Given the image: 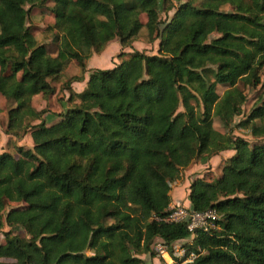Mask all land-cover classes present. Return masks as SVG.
<instances>
[{
	"label": "trees",
	"instance_id": "obj_1",
	"mask_svg": "<svg viewBox=\"0 0 264 264\" xmlns=\"http://www.w3.org/2000/svg\"><path fill=\"white\" fill-rule=\"evenodd\" d=\"M47 1L55 56L27 26ZM161 1L174 11L165 22ZM142 30L157 53L90 70L77 102L47 126L32 100L54 95L49 80L73 61L81 75L64 88L83 82L92 53L113 40L129 49ZM263 67L264 0H0V100L13 104L0 116L15 149L0 154V264H146L138 257L154 258L155 240L170 257L190 241L185 264H264ZM236 84L260 92L233 126L246 96L223 103L216 89ZM212 112L225 133L204 126ZM26 134L32 147L16 146ZM226 151L219 178L189 187V208L213 212L214 227L190 233L169 221L181 171Z\"/></svg>",
	"mask_w": 264,
	"mask_h": 264
},
{
	"label": "rangeland",
	"instance_id": "obj_2",
	"mask_svg": "<svg viewBox=\"0 0 264 264\" xmlns=\"http://www.w3.org/2000/svg\"><path fill=\"white\" fill-rule=\"evenodd\" d=\"M187 1L189 0H169V2L173 3L174 6ZM196 1L198 0H193L194 3ZM51 7L52 3L47 1L42 7L31 8L27 17V26L30 28L32 35L35 37L36 41L39 44L45 46L49 55L55 56L57 53L59 34L50 28L54 23V17L50 11ZM166 7L167 4H164L163 1H161L159 4V16L161 21L163 22L171 18L174 12L172 10L167 13L165 11ZM25 8L28 9V7ZM140 20L142 23H144L145 17L141 16ZM157 45L158 40L153 43H150L148 41L145 30H142L138 34L131 48L129 49H122L119 46L118 41H111V43L109 42L101 53L91 54V60L88 62V60L90 59L89 58L86 62V72L83 74L84 81L80 83H72L69 89H65V82L68 81V79H70L72 76L81 75V70L79 69V67L73 61H70L67 67L62 72V76L59 80H49L51 85L55 88L54 95L48 99H43L41 96H37L33 98L32 106L37 111H46V114L43 116V118L45 119V123L49 126L59 120L58 115L60 113H63L64 111L69 109L75 102H77L74 94L82 92V90L85 88L90 70L111 69L121 60L126 59L128 57V54L135 51L144 52L147 55H155L157 53ZM260 77L261 80L264 81V67L260 72ZM239 90L243 91V93L245 94L246 102L242 107L241 116L234 119L233 126L245 119L250 109L254 105L260 90L258 88L255 90L244 88L241 84L218 86L216 89V92L219 95V100L223 103H227L230 100L235 99L237 96V91ZM71 95H73L72 101L69 100ZM0 104L3 108V113L6 109L13 105L11 102H7L5 100H0ZM34 124H37V122H35ZM5 126L6 118L3 114L0 116V154L3 151H6L14 155L15 149L13 147V142L7 143L2 135L4 134L3 131L5 129ZM204 126L210 129H214L220 133L226 132V130L222 128L217 118V113L215 112H212L210 121L208 123H205ZM232 131L234 136L244 139L249 144L261 142L259 140L253 139L246 130L233 127ZM26 139L27 138L21 140V145L23 146V148H26V146L30 145L29 141H26ZM262 142L264 143V141ZM232 155V151L222 152L217 156L211 157L208 160L195 161L188 168L181 171L180 179L170 185V209L176 207L186 208L187 204L185 203L189 202L188 195L191 183L196 179H202L205 182L215 181L221 176V168L224 161ZM12 207H14V205H12ZM7 231H9V229L7 227H4L2 233ZM15 231L16 234L25 237V233L22 230L16 229ZM3 243L4 237L2 234H0V244ZM189 243L190 241L178 242L173 244V254L170 257L172 259H170L172 262L168 260V257H163L159 254V249H165L160 240H155V242L153 243L152 249L155 253L154 258L149 257V255H141L138 258L142 259V261H144L146 264H182V261H184L186 255V246H188ZM86 255H89V253H86ZM188 258L191 259L190 256Z\"/></svg>",
	"mask_w": 264,
	"mask_h": 264
},
{
	"label": "built area",
	"instance_id": "obj_3",
	"mask_svg": "<svg viewBox=\"0 0 264 264\" xmlns=\"http://www.w3.org/2000/svg\"><path fill=\"white\" fill-rule=\"evenodd\" d=\"M215 219H216V216L213 212H206L202 214L194 213L189 208V206L186 208L176 207V208L170 209V215L168 217V220L171 222H175V223L186 222L187 229L190 233H193L196 230H203L205 232L209 231L210 229L214 227ZM158 252L161 256L168 257V260L171 259L168 253L166 252V249L161 248L158 250ZM190 258L193 259L192 254L190 255ZM191 259L185 258L184 261H182V264L189 262Z\"/></svg>",
	"mask_w": 264,
	"mask_h": 264
},
{
	"label": "crops",
	"instance_id": "obj_4",
	"mask_svg": "<svg viewBox=\"0 0 264 264\" xmlns=\"http://www.w3.org/2000/svg\"><path fill=\"white\" fill-rule=\"evenodd\" d=\"M114 41H117V40H113L112 42H114ZM111 43V42H110ZM91 60V58L88 60V62ZM45 120V119H44ZM47 125V124H46ZM48 126V125H47ZM2 134V133H1ZM3 135V137L5 138V140L7 141V143L9 142V136H6V135H4V134H2ZM0 138H1V135H0ZM24 138H27L26 139V141H29V144L30 145H28V146H26V148H31L32 147V142H31V139H30V135L29 134H26L22 139H24ZM21 139V140H22ZM21 140H15L14 142H15V144H16V146H22L21 145ZM23 147V146H22ZM4 152V151H3ZM185 204H187V207L189 206V202H187V203H185Z\"/></svg>",
	"mask_w": 264,
	"mask_h": 264
}]
</instances>
